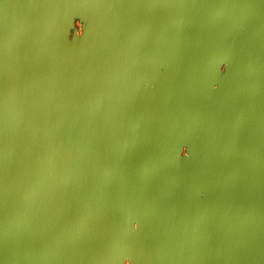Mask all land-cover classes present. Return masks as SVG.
Segmentation results:
<instances>
[{
  "label": "water",
  "instance_id": "water-1",
  "mask_svg": "<svg viewBox=\"0 0 264 264\" xmlns=\"http://www.w3.org/2000/svg\"><path fill=\"white\" fill-rule=\"evenodd\" d=\"M126 254L264 264V0H0V264Z\"/></svg>",
  "mask_w": 264,
  "mask_h": 264
},
{
  "label": "bare ground",
  "instance_id": "bare-ground-1",
  "mask_svg": "<svg viewBox=\"0 0 264 264\" xmlns=\"http://www.w3.org/2000/svg\"><path fill=\"white\" fill-rule=\"evenodd\" d=\"M102 1L104 2L105 0H102ZM98 8L99 7L96 6V4H92L91 7H89L87 9V11L85 12L86 13V17L81 19L82 32L80 34V38L83 37V34H84L83 33V30L85 28H87L88 26H90V23L93 22L92 14L94 12H97L99 10ZM79 29H80V27H79ZM169 62H170L169 60H167L166 62H162L160 59H158L150 67L151 68L150 70L153 71V68H155V70H157V71H165L167 69V67H168ZM225 76H226V73H225V67H224L223 71L221 72L220 78L217 81H215L212 84L211 88H210V94H209L210 96L211 95H214L216 92H218V91H220L222 89V81H223V79H224ZM143 83H144V94L146 93V95H147V93L149 91H151V89H153L154 95H155V99L159 98V96L161 94L160 93V90H159V85L155 81H153V83H151V75H147V77H146V79H144ZM180 149H182V152H184L185 150H187L186 149V144L185 143L180 144ZM193 156L194 155L190 151H187V155L185 157L188 158V159H191ZM135 224L137 226V222H135ZM29 227L30 226L27 224L26 225L27 232L31 236V238H33L35 240L36 239V236L30 231V228ZM135 230H136V228L134 229V231ZM126 259L128 261V264L131 263V261H132V257L131 256H129L128 254H126L124 256L123 261H122L124 264H125V260ZM37 262H40V259H38ZM50 264H54V262H51ZM60 264H67V262L65 260H63V261H60Z\"/></svg>",
  "mask_w": 264,
  "mask_h": 264
},
{
  "label": "rangeland",
  "instance_id": "rangeland-1",
  "mask_svg": "<svg viewBox=\"0 0 264 264\" xmlns=\"http://www.w3.org/2000/svg\"><path fill=\"white\" fill-rule=\"evenodd\" d=\"M80 27V29H79ZM77 33V35L80 36V32H82V24H81V20L79 18H75L74 21H73V26L70 30V35H69V38L72 39V35H73V32Z\"/></svg>",
  "mask_w": 264,
  "mask_h": 264
},
{
  "label": "clouds",
  "instance_id": "clouds-1",
  "mask_svg": "<svg viewBox=\"0 0 264 264\" xmlns=\"http://www.w3.org/2000/svg\"><path fill=\"white\" fill-rule=\"evenodd\" d=\"M79 34H81V32H80ZM224 67H225V66L222 64V65H221V70H222V71H223ZM180 155H181V156H186V155H187V150H185L184 152H182ZM135 228H136V224L133 223V229H135ZM125 264H128L127 259L125 260Z\"/></svg>",
  "mask_w": 264,
  "mask_h": 264
}]
</instances>
